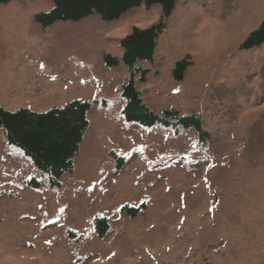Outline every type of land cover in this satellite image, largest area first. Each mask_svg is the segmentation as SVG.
I'll return each instance as SVG.
<instances>
[{
  "label": "rangeland",
  "instance_id": "obj_1",
  "mask_svg": "<svg viewBox=\"0 0 264 264\" xmlns=\"http://www.w3.org/2000/svg\"><path fill=\"white\" fill-rule=\"evenodd\" d=\"M53 6L0 3V105L44 112L87 100L89 125L55 186L0 130V264H264V43L240 47L264 0H177L153 59L137 64L148 69L135 76L144 101L159 115L201 113L207 140L123 114L121 39L157 23L161 4L44 27L35 15Z\"/></svg>",
  "mask_w": 264,
  "mask_h": 264
},
{
  "label": "trees",
  "instance_id": "obj_2",
  "mask_svg": "<svg viewBox=\"0 0 264 264\" xmlns=\"http://www.w3.org/2000/svg\"><path fill=\"white\" fill-rule=\"evenodd\" d=\"M8 1L10 0H0V3ZM53 3L54 6L49 11H41L35 15L36 21L44 27L57 20H80L93 13L99 14L104 20H115L129 9L142 4H161L162 18L157 23L147 28L134 27L130 34L121 39L122 60L130 73L121 88L125 99L123 114L128 121H136L147 127L164 125L176 128V131L193 127L202 139H208L209 133L204 127L205 120L201 113L181 115L178 110L165 109L159 115L144 101L142 92L135 84L138 72H142L140 79L145 81L148 69L138 67L137 64L141 60L153 59L158 39L167 27V19L174 11L177 0H53ZM263 43L264 19L240 47L251 49ZM105 60L109 66L119 62L117 56L109 54L105 56ZM190 64L189 57L178 60L173 69L174 78L182 80ZM90 107L89 101L79 99L44 112L26 107L11 111L0 105V130L5 132L10 144L20 148L40 170L48 174L52 185H59L63 174L73 170V158L89 125L87 112ZM30 183L40 185L35 179ZM126 208L133 214L139 211V208ZM96 229L103 236L109 229L107 219L97 218Z\"/></svg>",
  "mask_w": 264,
  "mask_h": 264
}]
</instances>
